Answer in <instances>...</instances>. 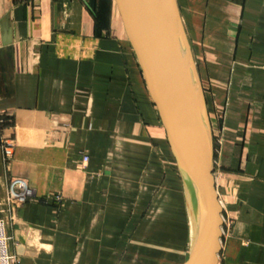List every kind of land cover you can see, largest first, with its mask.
<instances>
[{
    "label": "crops",
    "instance_id": "crops-1",
    "mask_svg": "<svg viewBox=\"0 0 264 264\" xmlns=\"http://www.w3.org/2000/svg\"><path fill=\"white\" fill-rule=\"evenodd\" d=\"M175 1L222 117L215 150L203 92L221 206L217 264H264V0ZM0 114V141L14 145L6 168L0 149V218L8 177L36 196L8 215L19 264L186 261L195 189L177 168L114 0H96L93 11L88 0H0Z\"/></svg>",
    "mask_w": 264,
    "mask_h": 264
},
{
    "label": "water",
    "instance_id": "water-1",
    "mask_svg": "<svg viewBox=\"0 0 264 264\" xmlns=\"http://www.w3.org/2000/svg\"><path fill=\"white\" fill-rule=\"evenodd\" d=\"M95 2L88 0L92 11ZM114 3L177 168L195 189L197 231L183 264H217L222 219L211 176L205 101L176 1Z\"/></svg>",
    "mask_w": 264,
    "mask_h": 264
},
{
    "label": "built area",
    "instance_id": "built-area-1",
    "mask_svg": "<svg viewBox=\"0 0 264 264\" xmlns=\"http://www.w3.org/2000/svg\"><path fill=\"white\" fill-rule=\"evenodd\" d=\"M7 124V119L0 114V132ZM0 149L2 155V164L6 168L12 160L14 145L11 140L2 139L0 141ZM88 161L87 156L82 157V162ZM54 201L59 204L62 201L60 196H55ZM36 200L34 190L29 186L26 180L14 177L6 179L5 188V217L0 218V264H19L15 256L9 252V245L11 237L7 233V226L10 217L15 209L23 207L25 204ZM39 202L46 203V199L38 200Z\"/></svg>",
    "mask_w": 264,
    "mask_h": 264
},
{
    "label": "rangeland",
    "instance_id": "rangeland-1",
    "mask_svg": "<svg viewBox=\"0 0 264 264\" xmlns=\"http://www.w3.org/2000/svg\"><path fill=\"white\" fill-rule=\"evenodd\" d=\"M196 66V65H195ZM199 72V70H197ZM200 78V76H199ZM202 79V78H201ZM203 81L204 78H203ZM202 89H203V92H204V96H205V99H206V104H207V109H208V112H209V118L211 119V122H212V126L213 128L212 129V141H213V145H214V148L215 150H218V147H219V142H220V132H221V128H218L220 122H221V119L222 117L220 115H216L215 114V107L214 105L212 106L211 104V100H210V86L206 83H204L203 85H201ZM172 172V171H170ZM171 174V177H170V189L172 190L173 186H172V179H173V174ZM219 178H220V175H219ZM163 191L165 189H167V187L165 185H163ZM159 194H161V192H159Z\"/></svg>",
    "mask_w": 264,
    "mask_h": 264
},
{
    "label": "trees",
    "instance_id": "trees-1",
    "mask_svg": "<svg viewBox=\"0 0 264 264\" xmlns=\"http://www.w3.org/2000/svg\"><path fill=\"white\" fill-rule=\"evenodd\" d=\"M96 14V13H95Z\"/></svg>",
    "mask_w": 264,
    "mask_h": 264
}]
</instances>
